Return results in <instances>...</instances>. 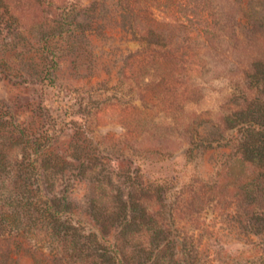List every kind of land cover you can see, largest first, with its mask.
<instances>
[{
	"label": "rangeland",
	"instance_id": "rangeland-1",
	"mask_svg": "<svg viewBox=\"0 0 264 264\" xmlns=\"http://www.w3.org/2000/svg\"><path fill=\"white\" fill-rule=\"evenodd\" d=\"M256 99L264 0H0V264H264L228 182Z\"/></svg>",
	"mask_w": 264,
	"mask_h": 264
},
{
	"label": "trees",
	"instance_id": "trees-1",
	"mask_svg": "<svg viewBox=\"0 0 264 264\" xmlns=\"http://www.w3.org/2000/svg\"><path fill=\"white\" fill-rule=\"evenodd\" d=\"M255 101L260 103L258 105L260 108L258 107L257 111L249 107L245 110L236 111L228 118L229 122L232 123V127L239 126L242 130L237 143V150L241 153L244 164L242 174L237 177L234 176V179L232 178L228 182L231 183L232 189H237L240 192L243 204L249 206V210L252 212L251 219L264 227V209L259 207L264 204V124L262 123L264 121V103L258 99ZM28 202V198L23 201L22 195H14L9 200V205L14 209L23 210L26 218L32 220L35 216L29 210ZM44 204L45 208L39 216L48 224L53 218L51 214L53 202L47 199ZM255 205L258 206V211H256ZM125 209L121 206L118 208L117 213H114V219H117L121 229H124L128 223V215L125 213ZM11 211L8 212L9 215L18 214L16 210ZM163 247L164 245L161 243H153L154 250H161Z\"/></svg>",
	"mask_w": 264,
	"mask_h": 264
}]
</instances>
